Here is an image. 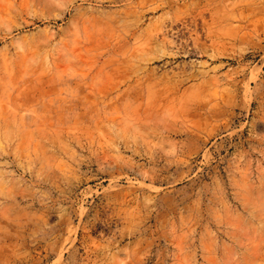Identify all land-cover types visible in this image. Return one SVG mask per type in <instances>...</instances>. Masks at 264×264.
Returning <instances> with one entry per match:
<instances>
[{
  "label": "rangeland",
  "instance_id": "rangeland-1",
  "mask_svg": "<svg viewBox=\"0 0 264 264\" xmlns=\"http://www.w3.org/2000/svg\"><path fill=\"white\" fill-rule=\"evenodd\" d=\"M0 264H264V0H0Z\"/></svg>",
  "mask_w": 264,
  "mask_h": 264
}]
</instances>
